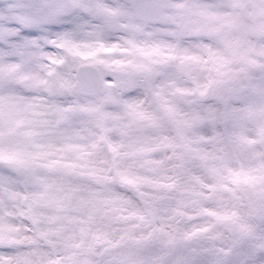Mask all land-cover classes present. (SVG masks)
<instances>
[{"label": "snow or ice", "instance_id": "snow-or-ice-1", "mask_svg": "<svg viewBox=\"0 0 264 264\" xmlns=\"http://www.w3.org/2000/svg\"><path fill=\"white\" fill-rule=\"evenodd\" d=\"M0 264H264V0H0Z\"/></svg>", "mask_w": 264, "mask_h": 264}]
</instances>
